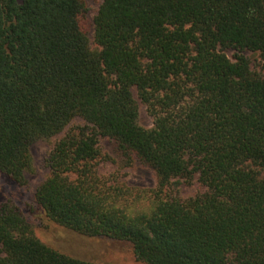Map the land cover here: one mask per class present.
Segmentation results:
<instances>
[{
	"label": "trees",
	"instance_id": "obj_1",
	"mask_svg": "<svg viewBox=\"0 0 264 264\" xmlns=\"http://www.w3.org/2000/svg\"><path fill=\"white\" fill-rule=\"evenodd\" d=\"M87 14L84 0H0V173L25 184L32 145L64 133L36 193L53 223L127 241L145 264H264V77L245 56L264 60V0H102ZM102 141L155 171L152 196L101 174ZM0 264L92 263L5 203Z\"/></svg>",
	"mask_w": 264,
	"mask_h": 264
},
{
	"label": "rangeland",
	"instance_id": "obj_2",
	"mask_svg": "<svg viewBox=\"0 0 264 264\" xmlns=\"http://www.w3.org/2000/svg\"><path fill=\"white\" fill-rule=\"evenodd\" d=\"M84 1L88 9L87 17L90 22H93L102 0ZM93 29L92 26L90 38L92 48L96 49ZM227 54L233 59L234 52L228 51ZM245 56L250 60L252 71L264 77V60L260 54L247 51ZM134 94L140 106L139 124L145 129H152L153 119L149 115L146 105L138 99L136 91ZM78 125H83L81 119H76L73 127ZM63 134L51 139H40L32 145L33 166L26 175L25 184H17L0 173V207L5 203L16 207L31 226L34 234L43 243L73 258L92 264H145L136 259L131 243L108 237H87L63 228L50 221L42 207L37 203V190L51 175L46 159L55 143L63 137ZM101 145L103 152L111 155L114 160V162L100 166L102 175L107 178L120 179L146 198L153 195V190L158 187V176L154 170L138 162L129 168H124V162L120 159L115 145L107 141H102ZM199 190H201L200 185L194 181L191 185L181 186L179 194L186 199L194 196ZM136 205L139 209H149L151 203L148 199H144L138 201Z\"/></svg>",
	"mask_w": 264,
	"mask_h": 264
}]
</instances>
